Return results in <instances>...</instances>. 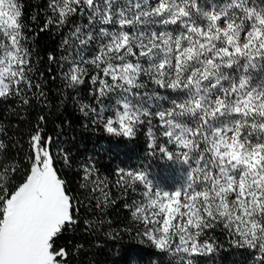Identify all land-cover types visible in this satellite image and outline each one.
<instances>
[{
  "label": "snow or ice",
  "instance_id": "1",
  "mask_svg": "<svg viewBox=\"0 0 264 264\" xmlns=\"http://www.w3.org/2000/svg\"><path fill=\"white\" fill-rule=\"evenodd\" d=\"M34 11L0 0V264H81L78 230L117 238L113 187L149 264H203L223 247L217 229L245 264H264V0H46ZM35 26L60 35L44 70ZM49 79L85 130L144 135L148 162L178 165L183 181L156 182L146 161L111 176L94 156L73 163L46 116L29 119L51 103Z\"/></svg>",
  "mask_w": 264,
  "mask_h": 264
},
{
  "label": "trees",
  "instance_id": "2",
  "mask_svg": "<svg viewBox=\"0 0 264 264\" xmlns=\"http://www.w3.org/2000/svg\"><path fill=\"white\" fill-rule=\"evenodd\" d=\"M45 3L46 0H24L25 13L35 15L34 10L43 8ZM40 21L42 24L43 17H40ZM35 27L38 33L35 38V47L38 54L45 57L40 65L41 70H44L47 67L46 56L48 53H56L60 35L55 29L39 32V27ZM58 89L59 82L49 79L47 92L51 103L45 107L29 110V119L34 121L40 114L46 116V134L52 136L56 144L63 146L71 153L73 163L79 158L94 156L101 173L111 176L117 166L128 167L135 166L140 161L148 162L145 156L144 135L135 139H117L106 135L101 130H85L83 127L85 120L78 107L71 98L61 104ZM81 92L87 97V85L82 86ZM6 107V105H0V113L7 117ZM10 119L15 123L16 117H10ZM27 127H30V124H21V128ZM148 164L152 178L164 186L171 187L183 181V171L178 165L165 164L159 160H151ZM62 172L67 179L74 181L72 187H75L77 180L75 172L67 168H62ZM111 192L116 198V203L106 209V216L111 221L112 229L117 231V238L108 239L103 232L99 237H94L78 230L74 239L86 245L85 253L80 257L81 264H149V260L153 258V249L147 244L141 245L123 231L128 224V213L123 207L124 200L118 190L113 187ZM215 235L223 247L216 255L204 258L203 264H208V261H211V264H245L246 253L230 247L226 235L219 229L216 230ZM95 240L99 241V246L91 247Z\"/></svg>",
  "mask_w": 264,
  "mask_h": 264
}]
</instances>
